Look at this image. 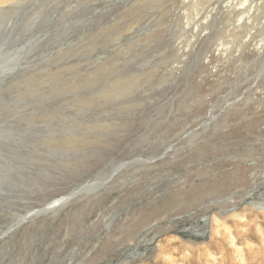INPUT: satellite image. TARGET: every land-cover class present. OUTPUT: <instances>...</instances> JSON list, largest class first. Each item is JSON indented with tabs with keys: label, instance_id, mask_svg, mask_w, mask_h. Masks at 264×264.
Here are the masks:
<instances>
[{
	"label": "rangeland",
	"instance_id": "1",
	"mask_svg": "<svg viewBox=\"0 0 264 264\" xmlns=\"http://www.w3.org/2000/svg\"><path fill=\"white\" fill-rule=\"evenodd\" d=\"M249 1L0 15V264H264V0Z\"/></svg>",
	"mask_w": 264,
	"mask_h": 264
},
{
	"label": "bare ground",
	"instance_id": "2",
	"mask_svg": "<svg viewBox=\"0 0 264 264\" xmlns=\"http://www.w3.org/2000/svg\"><path fill=\"white\" fill-rule=\"evenodd\" d=\"M20 1L21 0H0V15H3L6 12H9L10 10L15 9L17 7V3H19ZM248 1L249 0H245V3L243 4V6H245L246 3H248ZM250 1L253 2V0H250ZM253 3H255V2H253ZM226 9H234V7L233 6H227Z\"/></svg>",
	"mask_w": 264,
	"mask_h": 264
}]
</instances>
